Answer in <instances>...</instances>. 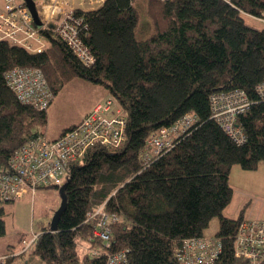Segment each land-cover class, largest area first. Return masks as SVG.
<instances>
[{
	"label": "trees",
	"instance_id": "1",
	"mask_svg": "<svg viewBox=\"0 0 264 264\" xmlns=\"http://www.w3.org/2000/svg\"><path fill=\"white\" fill-rule=\"evenodd\" d=\"M141 3L106 0L82 12L86 29L80 31H87L84 42L96 57L90 66L51 27L41 30L50 42L41 52L0 40V168L42 134L38 125L46 120V110L22 103L8 86L11 68L40 67L54 94L77 76L105 83L127 118L121 146L95 144L70 163L59 227L44 229L30 254L44 264H107L108 253L126 249L131 264H179L175 250L182 240L204 237L221 242L216 264H249L235 255V241L241 221L256 218H232L224 210L234 192L232 166L256 169L264 162V100L256 90L264 80V26L257 23L264 0H147L154 20L149 35L140 32ZM236 88L250 99L236 120L241 143L211 115V94ZM189 112L194 124L144 165L147 136ZM102 204L119 215L109 247L93 237V222L86 220ZM4 214L0 206V235ZM215 216L220 225L208 237ZM18 257L8 261L19 264Z\"/></svg>",
	"mask_w": 264,
	"mask_h": 264
},
{
	"label": "built area",
	"instance_id": "2",
	"mask_svg": "<svg viewBox=\"0 0 264 264\" xmlns=\"http://www.w3.org/2000/svg\"><path fill=\"white\" fill-rule=\"evenodd\" d=\"M106 0H46L42 4V27H37L24 0H3L0 3V40L9 39L30 51L41 52L47 47V36L42 28H52L53 35L65 42L82 62L90 66L95 55L84 42L81 28L86 29L82 12L94 9ZM79 12L81 14H79ZM264 22V16L260 17ZM8 86L18 100L39 110H46L54 98L44 71L35 66H18L5 73ZM264 100V80L256 85ZM211 115L237 142L245 136L237 125V116L250 106L248 93L242 88L215 91L210 96ZM196 121L192 113H186L175 123L162 126L150 133L141 157L144 165L170 150L174 141ZM127 118L124 109L112 95L97 104L85 117L64 131L59 137L49 139L40 134L30 138L15 149L5 167L0 168V200L10 201L32 195L39 188L61 186L67 181L70 163L81 158L95 144L119 147L126 141ZM87 221L93 222V237L110 246L113 225L119 215L98 206L87 213ZM43 230L34 232L30 239H23L22 248L1 257L4 264H12L8 258L22 255L34 247ZM217 238L188 237L176 248L179 264H216L221 252ZM31 249V250H32ZM235 255L249 260V264H264V220L245 219L238 226ZM107 264H131L127 250L108 253Z\"/></svg>",
	"mask_w": 264,
	"mask_h": 264
},
{
	"label": "rangeland",
	"instance_id": "3",
	"mask_svg": "<svg viewBox=\"0 0 264 264\" xmlns=\"http://www.w3.org/2000/svg\"><path fill=\"white\" fill-rule=\"evenodd\" d=\"M2 1L0 0V3ZM35 1L37 8L42 10L44 2L40 4V0ZM140 1H142L140 32L142 35H149L154 31V20L148 13L147 0ZM257 23L264 26L261 20ZM143 29H146V32ZM105 95H107L105 83L81 76L74 77L54 95L46 109V120L38 125V130L47 138L62 132L63 129L80 122L97 103L104 99ZM230 182L234 192L224 214L237 218L243 213L246 218L264 219V162H261L256 169H244L234 164L230 171ZM60 203L59 187L55 186L39 188L34 199L26 194L19 200L0 201V206H4L5 209L6 224V232L0 235V258L11 251L18 252L23 246V239H30L34 232L50 229V221ZM219 225L220 217H213L205 234L213 236ZM31 249L19 255L18 262L44 264L39 257L30 254Z\"/></svg>",
	"mask_w": 264,
	"mask_h": 264
},
{
	"label": "water",
	"instance_id": "4",
	"mask_svg": "<svg viewBox=\"0 0 264 264\" xmlns=\"http://www.w3.org/2000/svg\"><path fill=\"white\" fill-rule=\"evenodd\" d=\"M24 1L33 16L34 23L36 24V26L42 27L43 22L39 14L36 1L35 0H24ZM67 183H68V180L59 187L61 203H60V206L55 210L52 216V219L50 221V230L52 231H56L58 229L61 214L64 212L67 206V193H66Z\"/></svg>",
	"mask_w": 264,
	"mask_h": 264
},
{
	"label": "crops",
	"instance_id": "5",
	"mask_svg": "<svg viewBox=\"0 0 264 264\" xmlns=\"http://www.w3.org/2000/svg\"><path fill=\"white\" fill-rule=\"evenodd\" d=\"M42 2H45V1H44V0H40V1H39L40 4H42ZM36 3H37V2H36ZM38 9H39L38 11H39L40 16L43 17V15H42V13H41L42 10H41L40 8H38ZM46 43H47V46L50 45L49 40H48ZM108 95H110V93H109L108 88H107V95H105L104 99H105ZM104 99H103L102 101H104ZM102 101H101V102H102ZM99 103H100V102H99ZM99 103H97V104H99ZM46 111H47V110H46ZM75 124H77V123H75ZM75 124H74V125H75ZM63 130H64V129H63ZM63 130H62V132H63ZM62 132H59V133H57V134H55V135L52 134V137H50L49 139H54V138L59 137V136L62 134ZM36 192H37V191H36ZM28 194L30 195V197H31L32 199H34V196H35L36 193H35L34 195H32L30 192H28L27 195H28ZM25 196H26V194H25ZM25 196H24V197H25ZM20 199H22V198H20ZM18 200H19V199H18ZM44 227H45V226H44ZM44 227H43V228H44ZM206 236H207V235H206ZM208 237H212V236H208ZM18 261H19V257L17 258V262H18ZM18 263H19V262H18ZM19 264H20V263H19Z\"/></svg>",
	"mask_w": 264,
	"mask_h": 264
}]
</instances>
